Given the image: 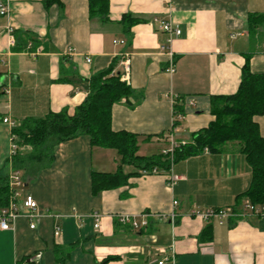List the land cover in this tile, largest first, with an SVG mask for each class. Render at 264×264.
Segmentation results:
<instances>
[{
	"label": "crops",
	"instance_id": "obj_1",
	"mask_svg": "<svg viewBox=\"0 0 264 264\" xmlns=\"http://www.w3.org/2000/svg\"><path fill=\"white\" fill-rule=\"evenodd\" d=\"M43 1L0 0L7 7L0 15V175L13 172L6 162L13 126L49 112L72 115L88 94L87 80L115 62L114 71L123 74L125 54L124 82L132 97L112 106L111 129L135 134L141 157L167 148L175 98H183L184 115L173 139L189 143L212 121L210 97L237 90L245 57L251 72L264 74V28L250 31L247 24L248 15L264 14V0H109L106 22L89 17L88 0H59L60 6L48 8ZM125 14L139 21L128 32L120 24ZM159 21L180 29L166 50L161 46L168 35ZM255 121L264 137V116ZM118 161L116 151L91 146L79 136L56 145L51 161L37 166L26 181L19 171L13 205L20 216L9 229H0V264L31 259L34 264H99L107 256L117 257L107 264H157L163 258V264H264L257 215L239 212L221 224L190 215L232 208L249 187L250 169L236 143L172 162L167 172L142 174L126 165L123 174L136 172L126 184L93 192L91 174L114 173ZM170 173L182 177L171 188ZM27 195L36 203L31 219L22 205ZM173 201L176 219L159 221L156 215L169 213ZM93 213L100 216L97 230ZM143 214L151 217L142 232L116 219L129 215L141 221ZM206 226L211 240L200 242Z\"/></svg>",
	"mask_w": 264,
	"mask_h": 264
},
{
	"label": "trees",
	"instance_id": "obj_2",
	"mask_svg": "<svg viewBox=\"0 0 264 264\" xmlns=\"http://www.w3.org/2000/svg\"><path fill=\"white\" fill-rule=\"evenodd\" d=\"M109 0H88L89 17H97L101 22L108 20ZM59 5V0H44L43 5ZM139 21L125 14L120 24L125 32ZM250 31L264 28V14H250L247 17ZM116 64V62H115ZM115 64L105 71L92 76L85 84L88 94L84 101L75 108L72 115L65 111L49 112L40 118H25L10 130V140L15 144L16 151L7 159L13 172L22 173L21 182L33 174L37 166L52 159L56 145L61 142L86 136L91 146L116 151L119 161L114 173L91 174L93 192H99L122 186L126 179L135 175L123 174V166L129 165L150 173L152 169L167 172L170 168L168 158L162 156L141 157L137 155L138 137L135 134L111 129V109L114 104L125 102L132 97L129 86L121 80L122 73L115 72ZM209 113L212 121L191 135V141L175 149L173 162L203 153L219 152L227 143H236L239 152L244 155L250 169L249 187L236 196L233 213H247L240 201L255 207H264V137L259 132L256 117L264 116V74L253 73L249 68V58L245 57L237 90L230 95L211 96ZM183 112V98L173 100V126L179 125ZM171 129V130H172ZM28 149H25V148ZM25 177V178H24ZM16 190L9 186V176L0 175V211L6 210ZM239 206L241 210H239ZM259 229L264 231V213L259 214ZM118 222V221H117ZM150 219L144 228H149ZM140 230V229H139ZM141 228V232H142ZM211 240L210 226H206L199 235V241ZM117 257L107 256L99 264L116 261ZM62 262L63 259L59 258ZM19 264H34L33 260H23Z\"/></svg>",
	"mask_w": 264,
	"mask_h": 264
},
{
	"label": "built area",
	"instance_id": "obj_3",
	"mask_svg": "<svg viewBox=\"0 0 264 264\" xmlns=\"http://www.w3.org/2000/svg\"><path fill=\"white\" fill-rule=\"evenodd\" d=\"M7 13V7L5 4H0V15H5ZM155 22H157V19H154ZM160 29L168 35V39L166 41V44L161 46L162 50L167 49V44L171 41L172 38L177 37L180 35V29L177 26H173L170 22L167 21H159ZM115 44H124V41H114ZM70 51V50H69ZM87 62H89V59H86ZM120 66L122 67V72L123 74L121 75V80L125 81L126 76L129 70V60L127 57V54L123 55V60L120 62ZM166 71L171 72L172 71V66L167 68ZM181 118V117H180ZM178 118V119H180ZM3 123L13 126V123L9 121L8 118H2L1 119ZM175 129V128H173ZM173 129L170 131V133L167 136V143L168 146L166 149L162 150L160 154L166 158H168L170 164L173 162V153L175 149H177L180 145H183L184 143H178L173 139ZM10 151L8 154V159L13 156V154L16 151V146L15 144L10 140ZM25 149H28L27 147ZM204 152H208L206 149ZM156 169H152L151 173H156ZM147 172L142 171V174H146ZM181 176L174 175L172 173L169 174L168 180H167V187L171 188L177 181L181 180ZM20 185V179H19V173L18 172H12V174L9 176V186L10 188L13 187H19ZM17 197V193L13 194L12 199ZM23 207L28 211L26 214V217L31 219L33 217V211L36 208V203L33 200V198L29 195L25 196L23 201H22ZM177 206V202L173 201L172 202V210L167 213V214H158L156 215V218L159 221H169L173 222L177 215L174 211V208ZM244 210L247 211V213L254 214V215H259L264 213V207H255L253 205H250L249 203H245L243 205ZM191 216L194 217H199L205 221L209 220H214L217 223L221 224L223 222H226L230 220L233 217L238 216L239 214L233 213L231 208L227 209H203V210H192L190 212ZM20 216L18 210L14 207L13 203H10L9 207L6 210H1L0 211V229L2 230H7L12 226L13 221ZM91 219L93 220V228L98 229L99 228V214L93 213L91 214ZM150 214H143L141 216V221H137L135 217L129 216V215H118L116 216V219L119 224L122 225H128L131 229L133 230H139L141 228L146 227L148 218H150ZM29 228H34V225L30 223ZM59 233L58 227L54 228V236H57ZM36 258V257H34ZM167 261V258H163L161 261H159L157 264H163L164 262Z\"/></svg>",
	"mask_w": 264,
	"mask_h": 264
},
{
	"label": "rangeland",
	"instance_id": "obj_4",
	"mask_svg": "<svg viewBox=\"0 0 264 264\" xmlns=\"http://www.w3.org/2000/svg\"><path fill=\"white\" fill-rule=\"evenodd\" d=\"M124 167V166H123Z\"/></svg>",
	"mask_w": 264,
	"mask_h": 264
}]
</instances>
